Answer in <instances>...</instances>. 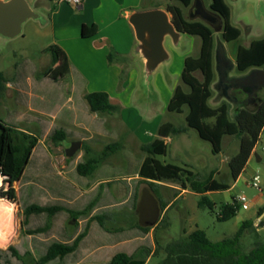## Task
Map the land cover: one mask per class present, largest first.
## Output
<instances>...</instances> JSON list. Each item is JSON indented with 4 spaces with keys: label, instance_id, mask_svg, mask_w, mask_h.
Here are the masks:
<instances>
[{
    "label": "crops",
    "instance_id": "crops-1",
    "mask_svg": "<svg viewBox=\"0 0 264 264\" xmlns=\"http://www.w3.org/2000/svg\"><path fill=\"white\" fill-rule=\"evenodd\" d=\"M26 1L41 19L25 22L28 33L22 29L21 36L31 34L39 42L48 34L49 42L39 46L36 65L22 61L10 75L0 71L5 78L0 85V120L36 139L20 179L12 185L17 241L10 244L36 258L51 242L75 243L71 253L47 264H109L118 253L134 255L128 264H148L161 219L189 188L140 174L146 159L142 145L161 139L166 145L162 156H166L172 141L157 132L166 122L149 124L134 115L131 107L141 65L133 54L137 41L127 12L166 10L170 1L163 6L157 0H83L78 7L52 0ZM82 26H95L96 31L82 36ZM52 50L59 55L55 64ZM96 92L106 93L117 112H91L85 95ZM125 110L131 114L124 115ZM132 117L138 119L136 126ZM54 128L71 136L53 142L49 137ZM66 140L80 143L72 157L65 155L62 144ZM127 143H132L135 153L125 150ZM257 144L250 158L255 155L261 160ZM30 206L52 212L28 216L24 231L45 226V232L20 233L23 210ZM154 207L159 209V217L150 225L147 221ZM262 219L264 211L255 225Z\"/></svg>",
    "mask_w": 264,
    "mask_h": 264
},
{
    "label": "trees",
    "instance_id": "trees-1",
    "mask_svg": "<svg viewBox=\"0 0 264 264\" xmlns=\"http://www.w3.org/2000/svg\"><path fill=\"white\" fill-rule=\"evenodd\" d=\"M169 1L177 2L184 8L192 4V0ZM209 8L224 19L220 34L222 40L227 43L236 41L241 32L239 28L231 24V9L225 0H210ZM166 10L170 13L171 21L178 31L189 36L199 37L201 44L198 55L196 57L187 56L183 62L180 79L188 90L184 91L179 85L176 86L166 106L168 112L178 114L182 113L183 108L186 107V126L176 127L172 123L166 122L159 126L158 135L162 138L178 135L185 132L187 128H192L196 130L201 139L211 144L214 154L221 152L224 136L235 137L239 141V149L229 164V169L233 179L236 180L247 164L261 133L264 132V99H261L257 106L244 103L235 107L232 120L229 118V102L222 101L216 107H211L209 100L212 96L211 84L214 80V31L205 22L187 20L182 8L177 5L168 6ZM95 31V26L89 28L82 26L81 34L90 36ZM51 54L53 64H55L59 59L58 52L52 50ZM111 60V56L108 55V62ZM235 62L239 72H246L253 67H264V38L251 41L247 47L238 46L235 51ZM195 73H199L200 77L195 76ZM3 82H5V78L0 72V85ZM85 100L89 110L93 113L111 115L118 110L116 105L110 103L106 93L86 94ZM69 136H71L69 132L54 128L49 138L53 142H58ZM35 143L34 137L17 132L14 128L5 126L0 120V173L5 176L4 181L7 183V188L0 189V198L9 201L15 199L12 185L20 179ZM141 150L146 154L140 172L143 177L156 181H170L180 184L184 189L189 188L200 195L197 206L201 209L208 208L212 211L214 208V203L206 196L207 193L229 189L228 184L216 181L212 175L201 181L188 167L158 162L155 157L166 153V145L161 139H155L142 145ZM239 209L240 205L235 201V198H232V202L221 206L216 218L220 222L228 221L236 215ZM49 211L52 212V210L40 206L25 208L20 233L45 232V226L27 231H24V226L28 216ZM162 224L166 225L164 217L159 226ZM250 226H252L251 222L243 221L231 237L217 242L209 240L206 233L198 228L187 236L164 244L160 243L155 236L153 257L161 256L157 264H264V242H256L246 252L241 249V238ZM74 249L75 243L61 244L54 241L49 244L46 252L44 249L42 254L33 258L29 252L21 250L18 245H9L6 249L0 248V264H28V261L33 264H47L71 253ZM38 252L40 253L41 250ZM133 258L134 255L118 253L109 264H128Z\"/></svg>",
    "mask_w": 264,
    "mask_h": 264
},
{
    "label": "rangeland",
    "instance_id": "rangeland-1",
    "mask_svg": "<svg viewBox=\"0 0 264 264\" xmlns=\"http://www.w3.org/2000/svg\"><path fill=\"white\" fill-rule=\"evenodd\" d=\"M167 1L157 0L156 2L164 6ZM203 1L205 6L210 4V0ZM225 2L231 9L230 22L240 29L241 34L236 41L229 43L222 40L220 36L221 32L215 28L213 29V35L215 42L219 39L224 44L228 57L234 62L235 51L238 46L247 47L251 41L264 38V0H225ZM171 5L181 7L184 16L187 17V8L182 7L177 2L171 1L167 7ZM23 29L25 31L23 33H28V25ZM47 35H45L44 40L39 42L37 36L31 34L25 38L24 34L14 39L0 37V71L5 75H10L14 72L16 64L22 61H31L36 65L39 57V46L41 44H45L46 46L49 42ZM200 44L201 40L199 37L186 34L173 46L169 40L165 43V47L171 53L169 62L165 66H160L154 72L151 86L146 87L142 83L143 78L141 77L135 84L131 98L133 103L131 107L134 109V115L138 114L149 124L152 122H154L153 124L171 122L176 127L186 126L185 115L187 108L184 107L182 113L178 114L168 112L166 106L168 97L172 95L176 86L179 85L184 91L188 90L187 86L180 79L183 58L185 56L196 57L199 53ZM48 57L45 54V60ZM242 74L244 73H240L234 69L230 75L240 76ZM195 76L200 77L199 73H195ZM259 98L264 99V90L259 93ZM223 100L217 96L215 89H212L209 105L216 107ZM141 107H146L147 110L142 111ZM233 109V104L230 103L229 118L231 120L234 112ZM118 114H120V111ZM123 114L128 115L131 112L125 110ZM131 121L134 126L138 119L132 117ZM170 138L172 142L168 145L167 155L157 157L161 163L187 164L189 170L201 181L208 179L212 175V178L216 181L226 183L232 188L230 190L210 192L206 195L214 203L212 211L208 208H199L197 203L200 195L189 189V192L178 198L164 215L166 227L162 224L155 232L158 241L162 244L175 241L187 236L198 228L206 233L209 240L217 242L231 237L243 221H249L252 223V226L245 230L241 238L242 251L246 252L250 250L256 242H264V219L255 225L256 217L264 211V132L261 133L256 147V153L260 156L261 160H258L253 155L236 180L233 179L229 169V164L233 161V157L239 149V141L235 137L224 136L222 139V150L218 154H214L211 144L201 139L196 130L192 128H187L185 132L178 135H170ZM71 143L70 140H66L62 145L67 149ZM131 144L127 143L125 150L135 153ZM255 175H258L260 178L261 192L249 185L252 177ZM240 195L246 196L248 209L240 208L230 220L224 222L218 221L216 217L221 210V206L232 202V198H237ZM164 200L167 202L170 199L164 198ZM11 204L13 203L11 202ZM13 206L15 208L14 204ZM14 236L13 242L11 240L8 242L9 244L17 241V234L15 235L14 233ZM160 259L161 256L153 257L148 264H157ZM28 264L33 263L28 261Z\"/></svg>",
    "mask_w": 264,
    "mask_h": 264
},
{
    "label": "water",
    "instance_id": "water-1",
    "mask_svg": "<svg viewBox=\"0 0 264 264\" xmlns=\"http://www.w3.org/2000/svg\"><path fill=\"white\" fill-rule=\"evenodd\" d=\"M194 8L193 16L199 17L203 22L210 25L218 22V18L204 7L201 0H195ZM127 18L133 27L137 41L133 54L141 65L142 83L149 87L154 79V72L160 66H165L171 57L165 43L169 40L173 46L185 34L176 29L171 21L170 13L162 8L141 11L128 10ZM40 19L39 13L26 0H0L1 38L14 39L22 34L25 22ZM216 29L219 30L220 27ZM214 59L218 84L224 83L228 91L239 90L246 95V99L239 103L236 97H232V100L228 95H224L227 102L232 103L235 107L243 103L257 106L261 101L258 92L264 90V67H253L240 76H229L235 63L228 57L226 48L219 39L216 40ZM79 147V142L71 143L70 147L65 150V155L72 157ZM151 212L147 221L150 225L157 221L159 209L154 207Z\"/></svg>",
    "mask_w": 264,
    "mask_h": 264
},
{
    "label": "flooded vegetation",
    "instance_id": "flooded-vegetation-1",
    "mask_svg": "<svg viewBox=\"0 0 264 264\" xmlns=\"http://www.w3.org/2000/svg\"><path fill=\"white\" fill-rule=\"evenodd\" d=\"M194 0H192V4L191 6L187 7L188 11H187V17H185L187 20H198V21H202L201 19H199V17L196 18V16H193L194 15V11H195V8H194ZM201 2L203 3L204 7L209 11L211 12L214 16H216L218 18V22L214 25H210V24H207L209 25L212 29H216L217 27H220L219 31L222 33V29H223V24H224V19L219 16L217 13L213 12L210 8H209V5L208 6H205L204 4V1L201 0ZM183 11V10H182ZM184 14V13H183ZM203 22V21H202ZM224 41V40H223ZM225 42V41H224ZM250 44V43H249ZM215 49H216V42L214 40V49H213V54H215ZM187 57V56H186ZM233 61V60H232ZM234 63H235V67L234 69L237 70V65H236V62H235V58H234ZM233 69V70H234ZM233 70L231 72H233ZM213 71H214V79L212 84H213V88L211 87V90L212 89H215L216 93H217V96L220 97L221 99H224L223 101H227L224 97V95H228V97L230 99L233 100L232 97H236V100L237 102H242L246 99V95L242 92H240L239 90H231V91H228V88L226 86V84L222 83V84H218V74L216 72V69H215V59H214V55H213ZM238 71V70H237ZM231 72L229 73V76H235V75H230ZM239 72V71H238ZM240 73H245V72H240ZM216 77V78H215ZM211 84V86H212ZM262 92L259 91L258 92V96H259V93ZM237 104V103H236ZM244 104V103H243ZM241 104H239L238 106H240ZM237 107V106H236ZM233 108H235V106L233 105Z\"/></svg>",
    "mask_w": 264,
    "mask_h": 264
},
{
    "label": "bare ground",
    "instance_id": "bare-ground-1",
    "mask_svg": "<svg viewBox=\"0 0 264 264\" xmlns=\"http://www.w3.org/2000/svg\"><path fill=\"white\" fill-rule=\"evenodd\" d=\"M15 226V208L13 204L6 199H0V246L12 240Z\"/></svg>",
    "mask_w": 264,
    "mask_h": 264
},
{
    "label": "built area",
    "instance_id": "built-area-1",
    "mask_svg": "<svg viewBox=\"0 0 264 264\" xmlns=\"http://www.w3.org/2000/svg\"><path fill=\"white\" fill-rule=\"evenodd\" d=\"M52 1L55 4H68V5H72L74 7H78L82 4L83 0H52ZM0 180H1L0 189L1 188H4V189L7 188V183H5V181H4L5 176L1 175V173H0ZM249 185L261 192L260 178L258 175H255L252 177V180L249 183ZM235 201L240 205V208L248 209V200H247L246 196L240 195L237 198H235Z\"/></svg>",
    "mask_w": 264,
    "mask_h": 264
}]
</instances>
